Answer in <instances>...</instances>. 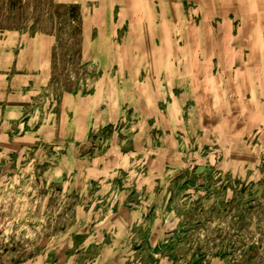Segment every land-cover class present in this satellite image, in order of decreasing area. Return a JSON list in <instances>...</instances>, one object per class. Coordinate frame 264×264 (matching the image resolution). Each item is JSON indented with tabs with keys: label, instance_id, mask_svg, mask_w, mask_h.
Listing matches in <instances>:
<instances>
[{
	"label": "rangeland",
	"instance_id": "rangeland-1",
	"mask_svg": "<svg viewBox=\"0 0 264 264\" xmlns=\"http://www.w3.org/2000/svg\"><path fill=\"white\" fill-rule=\"evenodd\" d=\"M0 264H264V0H0Z\"/></svg>",
	"mask_w": 264,
	"mask_h": 264
}]
</instances>
